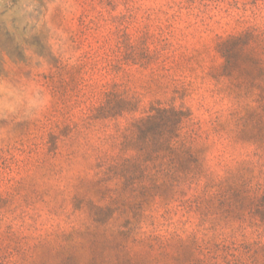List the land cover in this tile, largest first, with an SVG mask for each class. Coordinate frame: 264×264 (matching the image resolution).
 <instances>
[{
  "label": "rangeland",
  "instance_id": "rangeland-1",
  "mask_svg": "<svg viewBox=\"0 0 264 264\" xmlns=\"http://www.w3.org/2000/svg\"><path fill=\"white\" fill-rule=\"evenodd\" d=\"M107 92L134 111L90 119ZM157 107L189 112L216 183L106 184L151 195L149 249L87 201L97 163ZM252 109L264 125V0H0V264H187L178 246L209 240L228 250L202 264H264V184L236 183L264 180L262 158L230 138Z\"/></svg>",
  "mask_w": 264,
  "mask_h": 264
},
{
  "label": "trees",
  "instance_id": "trees-1",
  "mask_svg": "<svg viewBox=\"0 0 264 264\" xmlns=\"http://www.w3.org/2000/svg\"><path fill=\"white\" fill-rule=\"evenodd\" d=\"M246 35L251 38L255 36L253 32ZM238 40L231 38L222 41L218 47L223 53H228L224 49ZM227 55L223 54V57ZM131 105V101L116 93L107 92L104 102L95 109L90 119L108 120L121 116L125 112L134 111L130 108ZM260 114L255 109L248 110L244 119L252 122L251 128L240 125L236 134L230 135V138L234 143H243L241 136H244L247 138L244 140L246 144L251 143L255 146L253 154L262 158V161L256 165L257 174L264 176V125L260 126L262 123L257 122ZM189 115L188 111L175 107L150 108L144 117L135 119L129 128L117 137L120 154L112 160H100L97 163V172L90 182L95 186V201H87L88 210L92 218L108 215V221L105 222H112L113 234L120 239L126 238L121 242L130 239L132 243L146 245L151 249L154 235L141 233L145 218L142 213L143 204L151 195L147 194L145 187L132 186L125 190L118 185L108 187L106 184H168L169 190L174 193L175 184L191 185L199 184L201 181H204V184L216 183L212 174L207 172V168L203 165L201 148L196 144L199 135L193 129L183 131ZM247 166L248 163H244L239 173H251L253 169ZM251 179L242 174L236 183L264 184V180L252 183ZM150 188L158 187L152 185ZM94 222L99 228L106 224L95 220ZM178 247V255H185L187 264H202L203 260L199 257L204 255L203 253L215 255L212 256L215 259L218 251L228 250L224 244L212 240L204 244L197 241L181 243ZM230 256L233 260H228V264L242 263L239 257L232 254Z\"/></svg>",
  "mask_w": 264,
  "mask_h": 264
}]
</instances>
